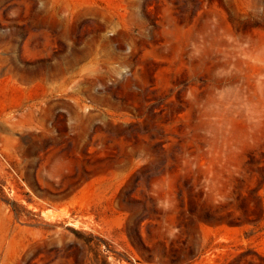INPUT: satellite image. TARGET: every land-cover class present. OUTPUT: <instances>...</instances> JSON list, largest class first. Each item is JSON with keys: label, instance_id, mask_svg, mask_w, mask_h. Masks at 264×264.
Listing matches in <instances>:
<instances>
[{"label": "rangeland", "instance_id": "obj_1", "mask_svg": "<svg viewBox=\"0 0 264 264\" xmlns=\"http://www.w3.org/2000/svg\"><path fill=\"white\" fill-rule=\"evenodd\" d=\"M0 264H264V0H0Z\"/></svg>", "mask_w": 264, "mask_h": 264}]
</instances>
